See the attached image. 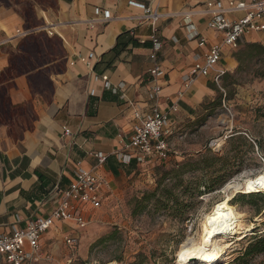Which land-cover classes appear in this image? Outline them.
<instances>
[{
	"label": "crops",
	"instance_id": "1",
	"mask_svg": "<svg viewBox=\"0 0 264 264\" xmlns=\"http://www.w3.org/2000/svg\"><path fill=\"white\" fill-rule=\"evenodd\" d=\"M209 1H219L223 7L227 4V0H0V74L12 56L26 54L20 45L30 35L58 37L65 57L62 70L48 74L49 95L33 90L31 86L41 83L35 76L31 82L29 76L57 63L51 57L44 65L0 81V87L7 86L9 104L7 119L0 122V236L24 228L35 217L49 215L60 200L59 192L72 182L77 163L91 169L98 164L96 153L106 157L96 169L107 183L105 200L122 174L160 163L140 164L132 159L124 165L114 154L132 133L135 112L144 118L154 104L149 74L153 28L150 21H140L147 9L166 15L155 24L162 44L158 53L162 74L156 78L161 93L156 104L161 110L177 104L170 118V154L176 153L171 140L178 125L196 116L215 97L212 74L191 77L190 73L195 60H201L220 36L208 30L207 16L198 14L190 18L198 37L189 39L184 20V15L202 10ZM227 17L236 19L241 14ZM257 37L255 33L245 35L239 44ZM230 51L223 49L218 64L225 73L236 67L235 60H227ZM28 52L35 58L34 49ZM89 53L94 54L89 65L78 61ZM102 76L107 77L108 88ZM61 228L77 229L71 221H56L40 240L49 260L38 264L55 260L51 247H45L49 240L45 236ZM71 255L67 253L64 261Z\"/></svg>",
	"mask_w": 264,
	"mask_h": 264
},
{
	"label": "rangeland",
	"instance_id": "2",
	"mask_svg": "<svg viewBox=\"0 0 264 264\" xmlns=\"http://www.w3.org/2000/svg\"><path fill=\"white\" fill-rule=\"evenodd\" d=\"M255 40L227 54L236 67L219 85L213 82V101L178 125L171 140L175 154L153 168L136 167L115 179L84 229L61 228L45 236L55 259L46 264H63L67 253L73 254L71 264H176L181 243L197 239L205 216L231 194L224 188L264 174V52L247 48H264V36ZM255 193H234L230 204L242 215L239 232L227 239L230 248L215 264L264 263V251L249 252L264 236V191ZM66 235L76 240L70 249Z\"/></svg>",
	"mask_w": 264,
	"mask_h": 264
},
{
	"label": "built area",
	"instance_id": "3",
	"mask_svg": "<svg viewBox=\"0 0 264 264\" xmlns=\"http://www.w3.org/2000/svg\"><path fill=\"white\" fill-rule=\"evenodd\" d=\"M203 9L195 10L184 15L189 39H195L198 34L191 23L194 15L207 16V28L220 36L217 43L211 45L203 58L196 59L190 76L207 77L212 74V80L219 85L225 70L218 68L224 48L236 49L239 41L245 35L255 33L264 36V0H227L226 7L219 1L206 2ZM241 14L240 18H228L227 15ZM166 17L157 10H146L140 21H150L153 33L150 37L151 49L149 59L153 67L149 70L151 76L150 99L154 104L144 118L135 112V124L127 142L120 150L114 152L124 165H129L132 159L138 163L147 161L162 162L169 158L171 153L170 118L177 112V104L172 103L168 109L161 110L156 101L160 97L161 85L156 78L162 74L158 63V53L162 48L161 41L156 33V22ZM204 43L203 38L198 39ZM94 54L78 58V61L89 65ZM73 64V63H71ZM105 87H109L106 76H102ZM186 78L185 81L191 82ZM69 135L68 131L64 132ZM98 164L91 169H84L77 163L74 178L66 189L59 192L60 200L55 209L47 216L35 217L27 222L24 228H14L10 234L0 236V261L5 264H38L41 260L48 261L49 257L43 254L40 240L56 221H71L77 229H84L89 223V211L102 207L105 201L103 188L107 185L96 169L105 162L106 157L101 153L93 155ZM65 244L74 247V237H66ZM73 255L69 256L63 264H71Z\"/></svg>",
	"mask_w": 264,
	"mask_h": 264
},
{
	"label": "bare ground",
	"instance_id": "4",
	"mask_svg": "<svg viewBox=\"0 0 264 264\" xmlns=\"http://www.w3.org/2000/svg\"><path fill=\"white\" fill-rule=\"evenodd\" d=\"M228 194L224 200L217 202L209 214L205 216L202 232L197 239L184 240L176 255V264H215L222 252H227L230 248L231 238L236 231L238 222L242 215L231 206L230 201L234 193H255L264 191V174H259L255 178L248 180L244 185L238 183L228 184L225 188ZM238 230H244L240 228ZM221 259V258H220Z\"/></svg>",
	"mask_w": 264,
	"mask_h": 264
},
{
	"label": "trees",
	"instance_id": "5",
	"mask_svg": "<svg viewBox=\"0 0 264 264\" xmlns=\"http://www.w3.org/2000/svg\"><path fill=\"white\" fill-rule=\"evenodd\" d=\"M20 46L25 49L26 54L20 56L14 55L10 58L9 67L0 74V81L7 77L18 76L26 73L33 66H38L39 64L44 65L51 57V59H57V63H55L53 66L39 70L35 75L29 76L31 82L35 76V78H37L41 83L39 86H31L33 90H41L42 92H45L46 88L51 90L50 82L47 80L48 74L51 71L60 72L65 62L63 49L61 47V40L58 37L48 38L43 33H38L36 35H30V37H27L25 42ZM31 48L34 49L35 58H32V56L29 55L28 51ZM247 48H254L253 50L260 49L262 52H264V48L258 44H249L247 45ZM251 53L253 54V51H251ZM6 87H0V122L5 121L9 115V104L5 96ZM255 143L257 148L263 151L262 141L257 140ZM257 194L258 193H248L244 195L254 196ZM249 249H251L249 252L253 249H256L259 252L264 251V236L259 237V239L254 244L250 245Z\"/></svg>",
	"mask_w": 264,
	"mask_h": 264
}]
</instances>
